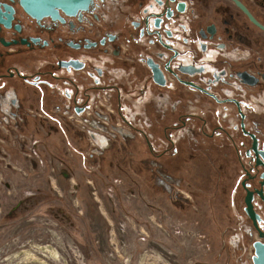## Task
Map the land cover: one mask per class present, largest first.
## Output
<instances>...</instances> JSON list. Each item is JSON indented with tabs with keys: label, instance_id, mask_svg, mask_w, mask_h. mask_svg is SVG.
I'll return each mask as SVG.
<instances>
[{
	"label": "flooded vegetation",
	"instance_id": "af4514ba",
	"mask_svg": "<svg viewBox=\"0 0 264 264\" xmlns=\"http://www.w3.org/2000/svg\"><path fill=\"white\" fill-rule=\"evenodd\" d=\"M183 131L188 164L219 168L253 262L264 241V0H0V198L17 201L11 213L29 209L34 185L80 183L81 162L105 153L170 179L163 153Z\"/></svg>",
	"mask_w": 264,
	"mask_h": 264
},
{
	"label": "rangeland",
	"instance_id": "374dc122",
	"mask_svg": "<svg viewBox=\"0 0 264 264\" xmlns=\"http://www.w3.org/2000/svg\"><path fill=\"white\" fill-rule=\"evenodd\" d=\"M173 138L170 179L105 153L101 165L81 162L80 183L34 185L29 209L11 213L17 201L0 198V264H253L219 168L189 165L188 132Z\"/></svg>",
	"mask_w": 264,
	"mask_h": 264
},
{
	"label": "water",
	"instance_id": "95a60500",
	"mask_svg": "<svg viewBox=\"0 0 264 264\" xmlns=\"http://www.w3.org/2000/svg\"><path fill=\"white\" fill-rule=\"evenodd\" d=\"M247 201L250 203L248 210L250 214L252 215V217H254L249 195L247 196ZM253 263L254 264H264V241L262 240H256L254 242Z\"/></svg>",
	"mask_w": 264,
	"mask_h": 264
}]
</instances>
